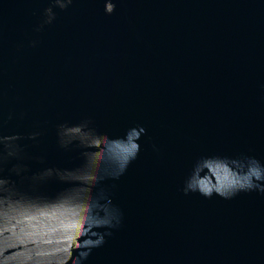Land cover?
Instances as JSON below:
<instances>
[{
  "label": "water",
  "instance_id": "95a60500",
  "mask_svg": "<svg viewBox=\"0 0 264 264\" xmlns=\"http://www.w3.org/2000/svg\"><path fill=\"white\" fill-rule=\"evenodd\" d=\"M0 264H264V0H0Z\"/></svg>",
  "mask_w": 264,
  "mask_h": 264
},
{
  "label": "clouds",
  "instance_id": "9594fccd",
  "mask_svg": "<svg viewBox=\"0 0 264 264\" xmlns=\"http://www.w3.org/2000/svg\"><path fill=\"white\" fill-rule=\"evenodd\" d=\"M106 11H107L108 13L113 12V11H114V4L111 3V2L107 3V5H106ZM204 195H205V196H210L211 194H210V193H205Z\"/></svg>",
  "mask_w": 264,
  "mask_h": 264
}]
</instances>
